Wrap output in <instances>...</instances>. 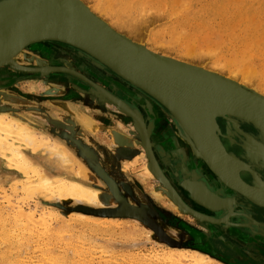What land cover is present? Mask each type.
<instances>
[{
  "label": "bare ground",
  "instance_id": "1",
  "mask_svg": "<svg viewBox=\"0 0 264 264\" xmlns=\"http://www.w3.org/2000/svg\"><path fill=\"white\" fill-rule=\"evenodd\" d=\"M4 1L6 0H0V3ZM73 1L83 6L88 12H90L93 16H95V18H97V20H99L104 26L108 27L110 30L120 35L122 38H125L130 42L134 43L135 45H137L139 49L142 52H144V55L148 54L147 56L151 55L158 59L165 60L167 62L179 64L188 69L194 70L202 75V76L192 75L194 78L191 77L189 79V82L184 81V83L188 85L189 89L193 91L191 92L193 98H195V100L193 101L196 102V100H198L199 102V104L196 103V106H192V108L189 111L192 118L194 117L193 120L194 121L195 119L198 120L199 128L196 127L198 128V132L200 135V140L198 139L196 140L198 146L195 145V143H192V140L190 142L186 138H183V136L181 137V139H179L178 137H174V139H171L169 141L170 144H168L167 146L165 145L166 147L163 146V150L161 152L163 153L164 156H166V158L172 164L173 163L174 165L176 164L175 165L177 167L176 172L190 176V178L192 179L191 181L193 182L194 181L202 182V184L205 185V187L199 185L197 190L202 194L203 197L209 198L211 202H213L215 205L218 204L224 205V207L230 206L231 201L229 202L228 201L229 199L227 200V198L222 196L227 194V192L224 191L223 188L227 189L229 192L233 191L234 193L240 194L241 196L246 198L249 202H251V200L247 196H249L248 194L251 193V195L253 196L251 198L255 197V199H258L259 201H262L264 203V173H262V171L264 172V45L262 44L264 40L263 39L264 36L261 37L260 35L257 36L253 34V36H248L247 38L242 39L238 47H235V49H230L231 50L230 54L227 52L229 54L228 56L227 54H220L221 50L217 51L215 49L216 45L218 47V44L215 41H217L220 45L222 42H223L222 44H224L223 41L224 39L223 37H220L222 34L219 33V31L217 33L220 35H218L217 33L215 34L218 35L219 38L218 40L221 39L222 42L216 40L217 37L215 38V35L213 34V38H215V40L214 43L213 42L210 43L211 46L213 44H216L213 50L212 48H210V45L205 46L203 42L198 39L197 34L202 33L201 31L199 32L196 29L194 30L195 33L192 34L191 36L183 37L182 36L183 33L185 34L187 32V31L185 32V29L181 30L182 32L181 33L179 29L178 31H176L173 30L172 28L171 31L173 32H171L172 34H170L171 38L169 37L167 39L168 42L167 41L163 42L165 39L164 40L160 39V37L157 38L158 40H163L158 43L164 46L168 44V47L166 45L165 48L164 46L159 44V46H162L164 48V49L162 48V51H159V49L158 50L153 49L144 43L145 36L148 33L147 30L148 27H146V24L147 22L149 23V21H147L144 18L145 14L147 13V12L143 13L144 5H145L143 2L144 0L143 1L142 0H99V1L97 0L99 3L97 4L96 2L98 7L100 6L103 9V11L105 10L107 11L106 13L111 14L115 18V21L114 20L109 21L106 18H104L103 15L99 14L96 11V9H94L84 0H73ZM236 1L238 2V0H235V2ZM66 3L68 2L66 1L65 4ZM238 3H240V0ZM184 4L186 5L185 2ZM182 6L180 8L181 10H183ZM186 7L188 8L189 6ZM186 7L183 6L185 10H188ZM22 8L26 12L32 9L33 16L29 18L30 20L29 25L28 27H25L23 29V30L27 29V31H32V29L35 28V26L37 25V22L40 21L41 19L35 18L34 14L36 12L34 5L29 8L22 5ZM164 8L166 7L163 6V10L165 12ZM15 9L19 10L18 6L4 5L3 7H0V20L4 21L5 19L11 18L10 14L15 12ZM161 10L162 9H160V12ZM149 11H152V9L149 8ZM153 11H155V9H153ZM172 11L178 13L180 10L174 9ZM257 13L259 14L258 11ZM63 15L64 17H66L65 14ZM211 15L214 18L216 17L213 14ZM73 16L77 18L76 14H74ZM45 17H47L51 21L49 13ZM240 18L241 17L239 16L238 21L240 20ZM243 18L246 20L248 17L246 16V18L245 17ZM64 20L65 21H62V24L68 26L69 22L67 17ZM47 22L48 20L46 21V23ZM252 22H254V19ZM92 23L95 24V22ZM238 23L241 22L240 21L237 22L236 25ZM259 24H261L260 22L258 23V26L261 27V25ZM200 25H204V28L208 29V25H206L205 23L200 22L198 24V27ZM239 26L240 24L237 26L234 25L233 29L236 30L235 27H239ZM125 28H129V30L128 31L127 29L124 30ZM70 32L74 33V31H70ZM162 32L165 33L164 31ZM228 33H231V31H229ZM209 36L211 37L212 35L210 34ZM209 36H208L209 38L208 40L213 41L212 38L210 39ZM208 40L207 41L205 40L207 44H209ZM196 42H198V44H196ZM113 45L117 50L122 49L124 51L122 55H116V56L112 55L117 58L115 60L123 64V66L127 70L124 71L129 75H131V73H136L138 69L136 68L135 63H132L126 58L128 57V52L126 51V49L117 43L116 44L114 43ZM176 47H181L180 49L182 48L185 49L184 51L186 53H184L183 55L187 54L188 57L191 58L184 59V58H176L172 56L171 52L174 51ZM219 48L220 47H218L217 49L219 50ZM60 50L63 51L62 56L64 57L59 56L60 54L58 55ZM85 55L93 58V60H91L89 57H85ZM205 55L208 56L210 55L214 57L215 64L214 63L213 65L211 64L212 65L211 67L209 66L210 65L209 63H207L208 65L204 64L203 60L205 59H202V57L205 58ZM195 57H199L201 58V60L198 58L197 59L198 61H196ZM59 58H63V59L57 60ZM82 59L83 61L85 60L86 63L88 64H95L97 68H99L97 65L98 62L99 64L104 66L108 71H110L112 74L117 75L115 72L109 69L103 61H101L93 54L89 53L86 50V48L82 47V45H80L79 43H76L69 39L56 38V37H46L26 43L25 45L13 51L4 61L0 63V109L1 108L5 109L3 110V112H0V159L6 167L5 170L7 171V173H9L6 176H8V178L13 179L10 185L3 184L0 186V235L4 239L2 240L0 236L1 238L0 243L2 242V244L5 245L4 247L9 246L8 248L10 251L11 250L15 251L16 248L14 250L11 248H14L16 245H17V249H19L18 250L19 253L17 252L18 256L16 258H12L10 256L12 258L11 259L8 258L9 255L8 256L2 255L4 257L2 264L4 263L5 264H25V263L36 264V262L38 261L34 260L33 257H31L28 261H25L23 260V258H21V256L24 255L22 252V248H26L27 250L28 247H30L31 245L38 248L40 251H42L41 253H43V255L41 254L43 258L40 259L39 261L41 262L40 264H69V262L74 260H71L70 257L71 261H69L68 255H66V253L72 250L73 251L72 253L75 254H79V255L81 254L84 255L85 253L87 254L88 251L85 252L87 248L85 247L86 249L85 250L83 246L80 245L84 244L85 246L87 244L86 241L90 242L91 240H93L92 242H94L95 239H92L93 236L100 237L107 235L111 232L114 233L117 230H123L125 232L130 230V233L139 232L142 237H148L150 234L149 232L145 231L146 229L144 228L145 229L144 230L143 227L140 226L141 224L139 225L138 222L137 223L129 222L126 221L123 217L122 218L124 220L118 218H112V217H102V216L95 217L89 214H82V213H70V214L63 213L57 209L49 208L48 206L42 204L41 201L39 202L37 199L38 196H43L44 198L46 197L47 200L50 201L51 200H56L57 202L73 201L79 204L83 203V204L97 205L102 203V191L88 184L87 181L89 180L96 182L98 181L95 175L92 173V171H90L82 162H80L77 157L75 158V156L71 154L66 149L65 146L62 145L60 146L58 144L59 142L57 143V140L52 138L50 134L48 135L46 134L47 132L46 133L40 132V130L44 131V129L49 131L51 129L50 126L47 128L45 126H42L44 127V129L37 130L35 129V127L28 125L27 122L28 120L26 121L25 119H20L21 116L20 117L16 116L19 109L14 108L12 106L20 108L23 105L22 98L20 99L14 94H11L9 91L3 89L4 84L10 86L9 80H7L4 83L5 74L8 75L10 74V76H12L15 75L16 72H19V74L22 73L21 75L23 76L26 75L24 73V70L29 72L31 71L34 72L35 70L36 72H41L39 76L42 77V75L44 74H48V73L52 74V72L55 73L56 71H60V70H64L70 73L72 71L71 69H69V67L76 68L78 71L83 72L81 70ZM34 61L36 62V65L34 64L31 65L30 63ZM206 61L208 60H205V62ZM155 63L157 62L144 57V84L145 82L149 83L148 78H150L155 82L154 87L157 90H159L160 92L162 91L166 92L165 86H167L168 83H170V81L168 77L162 75H160V77H157L156 73L158 69H156ZM66 64L70 66L67 65L66 67ZM38 65H44L46 67L32 68ZM148 65H152L151 69L156 72H150L149 74L147 71ZM62 66H65L64 67L65 69L64 68L62 69L61 68ZM99 69L101 70V68ZM227 70L228 73H226ZM31 76H38V73L32 74ZM117 76L120 77L119 75ZM124 80L130 83L131 85H133L134 87L138 88L130 81L126 79ZM54 83L56 84V82ZM174 83L175 85H177L175 80ZM163 84H165V86ZM94 86L96 85L94 84ZM138 89L139 91L144 93V96L149 97L151 101H153L154 105H152V107H154L153 108L154 111H156V113L160 116L161 119H165L166 115L164 113L163 107L161 106V103L158 100H156L154 97L149 95L146 91H143L140 88ZM171 90H173V87ZM91 94H93L95 98L99 96L97 90L91 89L90 95ZM4 98L8 100V102H6L7 103L6 106L3 105L5 103ZM69 99L70 98H68V100ZM137 99H142V98L138 96ZM88 101L89 100L86 99L82 101V106L87 111L79 110L80 107L78 106L80 105H76L74 107L75 109H78V111L75 112L78 113H74V111L71 110H69V113L71 111V115H75V117H78L80 121L83 120L82 123L84 122L85 126L92 127V125H94V120H92L93 117L91 116V114L90 116L87 114L88 111L91 109V105L89 104L90 102ZM59 103H62V101L59 100ZM70 104H73V101H71V103L70 101H67L64 107H62L63 110L68 111L67 109H69ZM43 110L50 112V107L45 106L43 107ZM52 112L56 113V111L54 110H52ZM218 113L225 114L224 116L225 120L229 122V126L227 128L226 133H223L221 129L218 119L222 117H218ZM55 116L57 117V113L55 114ZM224 117L222 119H224ZM60 118L64 122L69 120L67 119L69 118L67 117V115H61ZM31 123L32 122H29V124ZM154 124L159 129L161 127V120L160 119L155 120ZM176 125L178 126V123H176ZM50 131H52V133L54 131L55 135L61 133V131L57 130L56 128H52ZM144 132L145 134H147L149 132L148 128H146ZM116 133L117 136L115 140L129 145L132 144L131 138L122 135L119 132ZM236 135L239 136L241 135L240 136L241 146H242L240 147V149L242 148L241 153L238 150L227 149L222 141L223 139L222 137H228L229 140L234 141V137ZM98 137L102 140V142H106V143L107 142L110 143L113 140L108 138L107 136L98 135ZM217 138L220 139V142L222 143L225 152L222 151V148H220L217 142ZM83 139L84 140L81 142L80 140H78L81 145L80 144L78 145L77 142L76 146L77 147L80 146L79 151L85 152V155H88V151L92 153V146L95 144H92V141L90 139H85V137ZM180 140H183L185 143H182ZM39 153L56 154V157L60 159V162L70 165L71 167L70 171L71 173L75 174V177L77 179L76 178L71 179L70 177L63 175H54V176L48 175L45 172V170L42 168L43 165L41 166L40 164H38L41 160L36 158L37 163L34 160V158ZM242 153L243 155H241ZM49 155L48 157H50ZM146 155L145 154L142 156L137 155L136 162L140 161L143 163L141 167L142 172L140 175L146 180H151L155 176V174L153 172L152 167L150 166L149 160L145 159ZM192 155L195 156L192 157L193 160L191 161L190 156ZM203 163L208 169L209 172L208 174L211 175L210 177H207L208 175L207 176L205 175L206 172L203 168L204 165ZM92 165L96 166L98 172L97 176L99 177V179L103 180L106 183V184L104 183V185H110V184L112 185V182H114V180L111 177H109L108 173H106V171H104L102 167H100L99 161L95 163L92 160ZM125 168L128 170L129 166L126 165ZM58 169H59L58 164L51 163V167L48 168V171L57 172ZM247 169H251V178L253 181L252 183L245 181L241 176V173L242 172L245 173ZM0 178L1 180H4L6 177L3 175ZM212 183L213 184L215 183V185L219 184L221 186H224L221 189L220 195L217 194L215 191H213L210 188L211 186L210 187L206 186V185H212ZM113 184L116 185V183ZM232 185L238 188V190L241 189L243 191L244 189H246L245 193L247 194V196L241 193L240 192L241 190L238 191L234 189ZM173 191L176 192L174 189ZM162 193L168 195L167 190H163ZM55 224H57L58 227H55ZM253 225L256 228L255 223ZM78 232L80 234H77ZM67 235L71 236L69 237L70 239H66L68 237ZM54 239L55 242L57 240L55 246L58 247V245L56 244L63 243L66 246V248L63 249L62 251L53 250L52 241H54ZM13 245L15 246L12 247ZM32 246L31 248H34ZM77 246L79 247V249H75ZM80 247H82V249ZM99 247H96V250ZM91 248L93 249V247ZM58 251H60V253ZM100 251H102V249H100ZM106 251L108 252V249ZM42 256H40V258ZM131 256L133 258V255ZM28 257H30V255L29 256L27 255V258ZM126 258H128V256ZM134 260L136 262H140V264H222L217 260H215V258H212L210 255L203 253L199 250L179 248V247L177 248L168 247L162 249L152 248L150 253H148L147 255L143 254L142 257H138L137 259ZM128 261H133V260L128 259ZM131 263H134V261Z\"/></svg>",
  "mask_w": 264,
  "mask_h": 264
},
{
  "label": "rangeland",
  "instance_id": "2",
  "mask_svg": "<svg viewBox=\"0 0 264 264\" xmlns=\"http://www.w3.org/2000/svg\"><path fill=\"white\" fill-rule=\"evenodd\" d=\"M84 1H86L90 6L96 9V11L99 14L103 15L104 18H106L107 20L115 21V18L111 14L106 13L107 11L105 10L104 12L100 6H99L100 9H99L97 5L99 4L98 3L99 0L98 1L97 0H84ZM183 1L186 3V5L184 4ZM143 2L145 5H144V12L143 11L142 12L143 13L147 12L144 18L147 21H149L148 23L144 19L147 22L146 27H148L147 28L148 33L145 36L144 43L153 49H156V50L159 49V51H162V48H163L162 46L164 45L158 42L163 41L164 39L165 40L163 42L167 41V39L170 37V34H172L171 32H173L171 31L172 28L173 30H176V31H178L179 29L180 32L181 30L185 29V32L186 31L187 32L185 34L183 33L182 35L183 37L191 36L192 34L195 33L194 30L196 29L199 32L201 31L202 33L197 34V37L200 41L203 42L205 46L210 45V43L212 42L214 43V40L216 37H217L216 40L219 39L218 35L220 34L217 33L218 31L222 35L226 33L224 35L225 37L222 35L220 36V37H223L224 40L223 39L222 40L224 41V44H222L223 42L221 41V39L218 40L222 42V43L220 42L221 45L217 41H215L218 44V47H220L219 50L217 49L218 47L216 44H213L212 46L210 45V48L213 49L216 45L215 49L217 51L221 50L220 54H227L228 56L231 53L230 49H235V47H238L242 39L247 38L248 36H253V34L257 36L260 35L261 37L264 36V0H245V1L240 0V3H238L239 0L238 2L237 1L235 2V0H232V1L231 0H188V1L180 0L179 2V0H177L179 4L176 2V0L174 1L173 0H144ZM182 2L184 5L182 4ZM164 3L166 6L164 5ZM182 5L184 7L189 6L188 8L186 7L188 10H185ZM223 5H224V8H223ZM163 6L166 7L164 8L165 12L163 10ZM181 6L183 10L180 9ZM148 7L152 9V11H149ZM153 9H155V11H153ZM160 9H162L161 10V12L163 11L162 13L160 12ZM174 9L180 10L179 11L180 13L178 11H177L178 13H176L175 11H172ZM100 10L103 12H101ZM256 10L259 12L260 15L257 13ZM211 14L215 15L216 17L214 18ZM245 15L248 17L246 20L243 18V17L246 18ZM239 16L241 17L239 20L241 23L237 24V25L240 24V26L235 27L236 28L235 30L233 28H234V25L237 26L236 23L239 22L238 21ZM253 19H254V22H252ZM200 22L208 25V29L204 28V25H200L198 27V24ZM259 22L261 23L259 24L261 25V27L258 26ZM169 24H172V25H169ZM126 29L127 31L129 30V28H125L124 30ZM162 31H164L165 33H163ZM229 31H231V33H228ZM207 32L209 35L211 34L212 36L210 37L207 34ZM215 33H217L218 35ZM213 34L215 35V38H213ZM208 36L210 37V39L212 38L213 41L208 40L209 39ZM158 37H160V39H163V40H158L157 39ZM228 37H231V38H228ZM205 40L206 41L208 40L209 44H207ZM159 44L162 46H159ZM196 44H198V42H196ZM262 44L264 45V40ZM166 45L168 47V44ZM180 48L181 47H176L175 50L172 51L173 53L171 52V55L176 58H184V59L189 58L187 54H185L186 56L183 55L184 53H186L184 51L185 49L183 48L180 49ZM62 54H63V51L60 50L58 55L62 56ZM85 57H89V56L85 55ZM89 58L93 60V58L91 57ZM195 58H196L195 60L198 61L197 59L199 57H195ZM60 59H63V58H59L57 60H60ZM199 59L201 60V58ZM202 59L208 60L206 62L205 60H203V62L206 65H208L207 63H209L210 67L213 65V63L215 64V58L210 55L209 56L205 55V58L202 57ZM30 64L35 65L36 62L34 61V62H31ZM67 65L68 64H66V67ZM88 65L97 71V73L94 74L93 70L92 71L89 70L90 75L92 74L93 77L96 78L95 80L92 79L93 77L92 78H90V76L88 77L89 74L85 70H82L83 72L72 71L70 73L64 70H60V71H56L55 73L52 72V74L51 73L44 74L42 75V77H40L39 75L31 76L33 74L32 72L24 70V73L26 75H29L30 78L25 77L24 75H23L24 77H19L22 74V73L19 74V72H16V74L12 76H10V74L9 75L5 74L4 83L7 80H9L10 86L5 85V84L3 85L4 90L9 91L11 94H14L20 99L22 98L23 105L20 108L12 106L14 108L19 109L17 115L16 114L14 115L18 117L21 116L22 118L20 117V119H25L26 121L28 120L27 121L28 125L35 127V129L37 130L44 129V127L42 126H45L46 128L50 126L51 129L56 128L57 130L61 131V133L55 135L54 131H53L54 134L52 133V131H50L51 130L50 128H48L50 129L49 131L46 129H44V131L40 130V132H44V133L47 132L46 134L48 135L50 134L52 138L57 140V143L59 142L58 144L60 146L61 145L65 146L66 149L71 154H73L75 158L77 157L79 161L82 162L90 171L96 172L97 171V169H95L96 166L92 165V162L90 165L87 162L86 157L80 156L81 151H79V147L76 146L77 145L76 143L78 142V145H79L80 142L84 140L83 139L84 137L85 139H90L92 141V144H95V145L92 146L93 156L89 157L88 159L90 161L93 160L95 163L99 161L100 167H102L103 170L106 171V173H108L109 177H111L114 180L113 183H116V187L118 189V191H116L118 195H116L115 194L116 192L112 191L108 185H104L105 182L99 179V177L97 176V180H98L97 182L91 181V180L87 182L89 185H92L102 191V203L97 204L98 206L90 205V204H83V203L79 204L73 201H68V202H65V201L57 202L56 200L50 201V200H47L46 197L44 198L43 196H38L37 198L38 201L39 202L41 201L42 204L48 206L49 208L57 209L63 213H68V214L70 213L86 214L82 211L76 210V208L81 207V206L90 207L94 209H112L119 214L118 216H111L112 218H118L121 220L125 219L126 221L135 222V223L138 222L139 225L141 224L140 226L143 227V229L144 228L146 229V230L144 229L145 231L150 233L148 237H142L139 232L135 233L133 231L134 233H130V230L126 232L123 230H117L114 233L111 232L107 235L100 236L101 238L99 236L98 237L95 236L96 238L93 236L92 239H95L96 241L95 240L94 242H92L93 240H91L90 242L86 241L87 244L85 246L84 244L80 245V246H83L84 249L85 247L87 248V250L85 249L86 251L84 250L85 252L88 251L87 254L86 253L84 255L81 254L82 255L81 256L79 254L72 253L73 252L72 250L68 252L69 254L66 253V255H68L69 261L74 260L76 262L75 263L74 261H71L69 262V264H80V263L82 264H104V263L105 264H115V263L116 264H140V262H136L134 259H137L138 257H142L143 254L147 255L148 253H150L152 248L162 249V248H168V247H174V248L179 247V248L199 250L203 253L210 255L212 258H215V260H217L218 262L222 264H264V213L258 211L259 213L257 212L256 216L262 217L261 219L260 218L258 219L255 215H250L247 212H243V211L236 212L234 210V206L232 205H230L229 207L228 206L223 207L219 210L210 211V210L205 209L202 205H200V203L195 201L193 197L189 195L191 192L194 194L193 195L194 197H198L202 199L203 201L212 204L209 198L203 197L202 194L197 190L198 186L196 188H191L187 186L190 184H187V181L185 180L184 175L179 174V173H174L172 168L175 167L177 169V167L173 165L162 154V152L160 153V151H158L159 148L156 146V142L154 139H155V135L160 136L159 133L164 132L163 126L158 129L153 123V120L148 119L150 117L147 116V112L148 113L150 112H149V109H146L144 105L145 103L142 102V99L147 100L148 98L149 100L146 101L147 102L146 104H148L150 107L154 105L153 101H151L149 97L144 96V93L139 91L138 88L134 87L133 85H131L124 79L118 77L117 75L112 74L110 71H108L104 66H102L98 62H97V65L99 68H101V70L97 68L95 64H88ZM38 66H34L32 68L46 67L44 65H38ZM64 67L65 66H62L61 68L63 69ZM73 69L77 70L76 68H73ZM226 73H228V70L226 71ZM54 82H56V84ZM94 84L96 86H94ZM98 88L105 89V91L108 93V95L104 93L105 96L107 97H103V98H110V96H115L119 98L120 100H122L123 102H125L126 105H128L131 109L138 110L142 114V117L145 120L146 128H148V130L150 131V143H152L151 144L152 150L154 151L157 163L159 164L164 174V177L166 178L168 183L172 186V188L173 187L175 188V186L178 187L180 192L184 194L185 198H187L190 201L191 205L188 204V202H186V200H184L182 196H180V198L185 203L186 208L189 207L188 209H192L198 212L202 216H205L206 219H200L189 212L182 211L180 206L177 203H175L174 200L171 199L169 195H165L164 193H162L163 190H167V192L170 194L172 191L165 183L162 182V180L158 178V176L157 177L154 176L151 180H146L140 175L142 172L141 167L143 163L140 161H138L140 163L136 162V158H137V155L142 156L144 154L145 155L147 154V150L144 146V137H143L142 128L140 126L136 127L132 117L120 111L119 108L115 104L111 103L110 101H103L101 98H99V96L95 98L93 94L90 95L91 89L97 90L99 92ZM133 94H137L136 96H140L142 99L135 98ZM68 98L70 99L68 100ZM85 99L89 100L88 102H90L89 104L91 105V109L89 110L90 112L88 111L87 114L89 116L91 114V116L93 117L92 120H94V125H92V127L85 126L84 122L82 123L83 120L80 121L78 117H75V115H71V111H74V113H78V112H75V111H78V109H75L74 107L76 105H80L78 106L80 107L79 110L87 111L82 106V101H84ZM59 100H61L62 103H59ZM4 101L5 103L3 105L6 106L7 104L6 102H8V100L4 98ZM67 101H70V103L71 101H73V104H70L69 109H67L68 111H64L62 107H64ZM45 106L50 107V110L52 108V110L56 111L57 117L54 115H51L50 112L52 110L50 112L44 111L43 107ZM3 110L4 109L1 108L0 112H3ZM69 110H71L70 113H69ZM163 110L166 115L165 116L166 121L165 120H162V121H165L166 123H168L169 125L168 127H172V129H174L175 127L174 134L179 139H181L183 135L180 132L179 125L178 126L176 125L177 122H175L172 115L169 113V111L165 107H163ZM61 115H67V117H69L67 119L69 120L64 122L60 118ZM223 121L228 126V123H227L228 121H226L225 119H223ZM29 122H32V123L29 124ZM114 132H119L120 134L131 138L132 144L125 145V143L123 144L119 142L117 143L115 140L116 139L115 135L113 134ZM98 135L107 136L108 138L113 139V140L110 143L102 142V140L98 137ZM183 138L185 137L183 136ZM78 140H80V142ZM180 141L182 143H185L183 140H180ZM88 153H90V151H88ZM53 154L54 153H39L34 158V160L36 161V158L41 160L38 164H40L41 166L43 165L42 168L50 176L63 175V176H68L71 179H75L76 178L75 174L71 173L70 171L71 170L70 165L60 162V159L56 157V154L54 155ZM48 155L50 157H48ZM162 156H164L165 161ZM194 156L195 155H192V157ZM162 158H163V161L161 163L160 161ZM145 159L149 160L148 154L146 155ZM51 163H56L59 165V169L57 172L48 171V168L51 167ZM126 165L129 166L128 170L125 168ZM164 166H167L168 170ZM5 168L6 167L4 163L0 159V177H2L3 175L6 177L4 180H1L0 178V186L3 184L10 185L11 182L13 181V179L8 178V176H6L9 173H7ZM245 172L248 175H251L250 171H245ZM210 176L211 175L208 174V177ZM195 184L203 185L202 182L200 181H196L192 185H195ZM109 194L112 196H109ZM250 203L254 207H257L258 210H264V207L257 206L253 204L252 202ZM121 213L122 214L125 213L126 215L120 216ZM89 215H92L95 217L96 216L101 217L100 215H94V214H89ZM134 215L135 216L137 215L138 217H135ZM102 217H110V216H102ZM207 217L208 219H212V220H223V222L213 223V221L208 220ZM254 223L256 225V228L253 225ZM248 226L250 229H248ZM55 227H58L57 224H55ZM77 234H80V233L78 232ZM69 237L71 236L69 235L66 239H70ZM1 238L2 240H4L2 236ZM1 238H0V241H1ZM55 243H57V240L55 242V239H54V241H52L53 246L51 245L53 250L62 251L63 249L66 248V246L63 243L56 244L58 245V247L55 246ZM97 243H99L100 245ZM197 244L200 245L201 247L196 246ZM0 245H1L0 246V261H1L0 264H2L3 259H4L3 256L5 255L6 256L9 255L8 258H11V257L16 258L18 256L17 252L19 249H17V245L12 246V247L14 246L15 247L11 249L14 250L16 248L15 251L11 250L12 252L9 250L8 248L9 246L4 247L5 245L2 244V242L0 243ZM31 246L28 247L27 250L26 248H22V252L24 255H22L21 258H23V260L25 261H28L31 257H33L34 260L38 261L36 262V264L37 263L40 264L41 262L39 261L40 259L43 258L42 256L43 253H41L42 251L32 246L35 248L34 250V248H31ZM90 246L93 247V249ZM96 247H99V248H97L96 250ZM206 247L208 249H206ZM80 248L82 249V247ZM89 248L91 249V251ZM75 249H79V247L77 246ZM100 249H102V251H100ZM105 249L106 250L108 249V252ZM5 250H7L8 253ZM3 252H6L7 254ZM58 252L60 253V251ZM111 252L113 255L111 254ZM27 255L28 256L30 255V257L27 258ZM131 255H133V258ZM40 256L42 257L40 258ZM127 256L128 258H126ZM70 257H71V260H70ZM83 259H86V260H83ZM128 259L130 260L132 259L134 263H131L133 261H128Z\"/></svg>",
  "mask_w": 264,
  "mask_h": 264
},
{
  "label": "water",
  "instance_id": "3",
  "mask_svg": "<svg viewBox=\"0 0 264 264\" xmlns=\"http://www.w3.org/2000/svg\"><path fill=\"white\" fill-rule=\"evenodd\" d=\"M66 1L70 4L68 3L65 4ZM66 1L63 0H8L7 1L6 0L4 2H1L0 7H3L4 5L5 6L14 5V6H18L19 10L15 9V12L10 14L11 18L5 19L4 21L0 20V63L4 61L13 51L25 45L26 43H29L36 39H41L46 37H56V38H64V39L72 40L82 45V47L86 48V50L89 53L93 54L101 61H103L106 64V66L109 69H111L113 72H115L117 75L130 81L138 88H140L143 91H146L149 95H151L156 100H158L161 103V105L169 111L173 119L178 123L181 134L190 142L192 140V143H195V145H197L198 143L196 140L197 139L200 140V135L198 132L199 124L197 119H195V121L193 120L194 117L192 118L189 111L192 108V106H196V103L199 104V102L198 100H196V102L193 101L195 100V98H193L191 93L193 91L189 89L188 85L184 83V81L189 82V79L191 77L194 78L192 75H199V76L202 75L194 70L188 69L179 64L167 62L165 60L158 59L151 55L147 56L148 54L144 55V52H142L137 45H135L134 43L130 42L125 38H122L120 35L116 34L108 27L104 26L99 20H97V18H95V16H93L90 12H88L79 3L73 0H66ZM22 5L27 8L34 5L36 12L34 16L35 18L41 19L40 21L37 22V25L35 26V28L32 29V31H27V29L23 30L25 27H28L30 21L29 18L33 16V13H32V9L29 10L28 12L23 10ZM48 13L51 21L47 17H45ZM63 14H65L68 19L69 22L68 26L62 24V21H65L64 19H66V17H64ZM74 14L77 15V18L73 16ZM47 20L48 22L46 23ZM92 22H95L96 25ZM70 31H74V33H76L77 35ZM114 43L120 44L123 48L126 49V51L128 52V57L126 58L132 63H135L136 68L138 69L136 73L129 72L131 73V75L127 74L124 71L126 70V68L123 66V64L115 60L117 59L116 57L112 56V55L115 56L122 55L124 53L122 49L117 50L113 45ZM144 57L157 62L155 63L156 64L155 67L156 69H158L156 73L157 77H160V75L168 77L170 83H168L167 86L163 84L165 86L166 92L163 91L160 92L159 90H157L154 87L155 82L150 78H148L149 83L145 82L144 84ZM151 67L152 65H148L147 71L149 74L150 72H156L153 71ZM174 80L176 81L177 85H175ZM172 87L173 90H171ZM98 89H99L98 95L103 101H110L111 103L115 104L120 111L132 117L136 127L140 126L142 128L143 137H144V146L147 150L150 166L152 167L155 176L156 177L158 176V178L162 180V182L165 183L171 189L172 191V192L170 191L171 194L168 193L171 199H173L174 202L180 206L182 211L189 212L200 219H206L205 216H202L198 212L186 208V205L183 202V200L180 198L179 195H177L176 192L173 191L172 186L168 183V181L164 177V174L159 164L157 163L155 154L152 151V146L150 147L151 145L150 131L147 134H145L144 132L146 126L142 114L138 110L131 109L128 105H126L125 102H123L122 100H120L115 96H110V98H103V97H107L105 96L104 93H106L107 95L108 93L105 91V89L102 88H98ZM224 116L225 114L218 113V117L223 118ZM228 126H229V122H228ZM114 135L116 138L117 133L114 132ZM116 142L118 143L117 140ZM217 142L220 148H222V151L225 152L224 147L220 142L219 138H217ZM80 156L86 157L87 162L91 165L92 161L88 159L89 157L93 156L91 152L88 153V155H85V152H81ZM246 171H250L251 173V169H247ZM92 173L97 178L98 172L96 171ZM108 186L112 191L114 192L118 191L116 185H114L113 182L112 185L110 184ZM232 187L238 190V188H236L235 186L232 185ZM245 191L246 189H244L243 191L241 190L240 192L247 196ZM115 194L118 195L117 192ZM189 195L192 196L195 201L200 203V205H202L207 210L210 211L219 210L224 207V205H219V204L215 205L213 202L212 204L207 203L198 197H194L193 196L194 194L192 192ZM248 195L249 196L247 197H249L252 203H254L257 206L264 207V203L262 201L255 199V197L251 198L253 197L251 193ZM109 196L112 195L109 194ZM76 210L82 211L86 214H94L100 216L111 217V216L119 215L116 211L112 209H94L90 207L81 206L76 208ZM121 215H126V214L121 213L120 216ZM135 217L138 216L136 215ZM208 220L213 221V223L223 222V220H212V219H208ZM248 229H250L249 226Z\"/></svg>",
  "mask_w": 264,
  "mask_h": 264
},
{
  "label": "flooded vegetation",
  "instance_id": "4",
  "mask_svg": "<svg viewBox=\"0 0 264 264\" xmlns=\"http://www.w3.org/2000/svg\"><path fill=\"white\" fill-rule=\"evenodd\" d=\"M70 52V51H69ZM68 56H70V55H68ZM81 64H82V69L81 70H85V71H87L88 72V77L90 76V78H92L93 77V75L91 76L90 75V72H89V70L90 71H92L93 69L88 65V63H86V61L84 60L83 61V59L81 60ZM36 65V64H35ZM69 69H71V71H75V72H78V70H75V69H73L72 67H70ZM33 74H35V73H38V75H40L41 74V72H36L35 70H34V72L33 71H31ZM93 72H94V74H96L97 73V71L96 70H93ZM32 73H30V74H32ZM25 77H29L30 78V76H27V75H24ZM24 76H22V75H20L19 77H24ZM67 76V75H66ZM93 80H95L96 78H92ZM133 96L135 97V98H137L138 96H136V94H133ZM149 99L147 98V100L146 99H142V102L143 103H145L144 105H145V107H146V109H149V112L150 113H148L147 112V116H149L150 118H148L149 120H152L153 119V123L155 122V120H158V119H160L161 120V127L163 126V130H164V132H162V133H159L160 134V136H156L155 135V142H156V146L157 147H159V151L161 152V150H163V146L164 147H166L168 144H170L169 143V141L171 140V139H174V137H177L176 135H174V132H175V127H174V129H172V127H168L169 125H168V123H166L165 121V119H161L160 118V116L156 113V111H154V107H150L148 104H146L147 102L146 101H148ZM152 112V113H151ZM157 114V115H156ZM154 117V118H153ZM162 120H165V121H162ZM218 121H219V123H220V126H221V129H222V131H223V133H226L227 132V130H226V124L224 123V121H223V119H218ZM223 121V122H222ZM160 127V128H161ZM241 136V135H240ZM239 135H236L235 137L237 138H235L234 137V141H231V140H229V138L228 137H222L223 139H222V141H223V143H224V145L226 146V148L227 149H229V150H238V151H240V153H241V150H242V148L240 149V147H242L241 146V137H240ZM227 138V139H226ZM151 141H153V140H151ZM164 143V144H163ZM232 144H234V145H232ZM236 144V145H235ZM166 145V146H165ZM232 147V148H231ZM163 154V153H162ZM241 155H243V153L241 154ZM163 157V156H162ZM166 157V156H165ZM191 158V161L193 160V158H192V156H190ZM164 158V157H163ZM162 158V159H163ZM161 159V163H162V160ZM204 164V163H203ZM162 165V164H161ZM173 165H174V163H173ZM176 165V164H175ZM163 166V165H162ZM166 169H167V166H164ZM163 167V168H164ZM203 168H204V170H205V172H206V176L208 175V169L206 168V166H205V164L203 165ZM206 168V169H205ZM173 169V171H174V173H178V172H176L177 170H176V168L174 167V168H172ZM168 170V169H167ZM262 173H264L263 171H262ZM179 174H181V173H179ZM184 175V177H185V180L188 182L187 184H190V185H187V186H189V187H191V188H196L197 186H199V185H192L193 183H195L196 181H191L192 179L190 178V176H188V175H185V174H183ZM241 176H242V178L245 180V181H247V182H250V183H252L253 181H252V178H251V175H248L246 172L244 173V172H242L241 173ZM208 177V176H207ZM190 181H191V183H190ZM211 184V183H210ZM200 186H203V187H205V185H200ZM206 186H208V187H210L213 191H215L217 194H219L220 195V193H221V189L224 187V186H221V185H215V183L213 184L212 183V185H206ZM214 186V187H213ZM176 188V189H175ZM175 188L173 187V189L177 192V194L179 195V196H182L183 197V199L184 200H186V202H188V204H190V201L187 199V198H185V196H184V194L182 193V192H180V190H179V188L178 187H176L175 186ZM219 190V191H218ZM223 190L224 191H226L227 192V194L226 195H222L223 197H225V198H227V200L230 202V205H232V206H234V210L236 211V212H247V213H249L250 215H255L256 216V213L259 211V212H263L264 213V210H258V208L257 207H254L246 198H244L243 196H241L240 194H238V193H234L233 191H228L227 189H225V188H223ZM233 201V202H232ZM235 204V205H234ZM191 205V204H190ZM252 206H253V208H252ZM258 212V213H259ZM258 219L260 218H262L261 216H256ZM263 221V220H262ZM196 246H200V245H196ZM201 247V246H200ZM206 249H208L207 247H206Z\"/></svg>",
  "mask_w": 264,
  "mask_h": 264
},
{
  "label": "crops",
  "instance_id": "5",
  "mask_svg": "<svg viewBox=\"0 0 264 264\" xmlns=\"http://www.w3.org/2000/svg\"><path fill=\"white\" fill-rule=\"evenodd\" d=\"M50 111H51V110H50ZM51 112H52V111H51ZM51 112H50V113H51ZM52 114L55 116L56 113H53V112H52ZM52 114H51V115H52Z\"/></svg>",
  "mask_w": 264,
  "mask_h": 264
}]
</instances>
